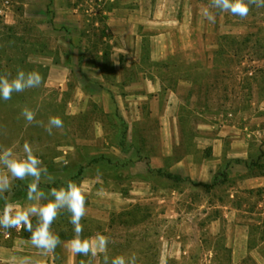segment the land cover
<instances>
[{"label":"rangeland","instance_id":"obj_1","mask_svg":"<svg viewBox=\"0 0 264 264\" xmlns=\"http://www.w3.org/2000/svg\"><path fill=\"white\" fill-rule=\"evenodd\" d=\"M5 1L10 4L3 9L4 16H0V74L7 72L14 77L17 68L35 70L42 75L43 82L38 88L13 93L8 101L0 99V146L10 147L20 156H23L25 142L32 146L35 155L55 178L53 183L41 178L40 189L44 192L66 186L71 180L82 189L86 205L112 203L111 210L95 212L96 217L93 213L85 215L81 221L84 238L95 231L109 237L110 257L135 253L137 264H234L231 253L234 250L245 252L243 242L248 231L256 239L264 233V228L258 225L264 210L256 208L258 203L254 198L251 200L256 210L252 216L237 213L233 218L231 207L238 203L237 199L251 202L239 196L231 198L236 183L228 178L229 165L216 172L217 183L213 187L204 189L186 179L180 182L164 179L165 173L150 172L145 181L128 180L123 174L128 165L119 162L114 174L123 178L119 183L125 186L122 195L105 196L104 199L92 197L90 187L84 185V178L89 175L84 172L85 164L109 158V155L102 153L100 148H87L77 142L94 135L97 121H103L110 129L117 128L120 135L124 126L118 117L104 118L92 102H80L75 66L79 60L86 68H105L106 73H110L112 46L105 40L110 35L104 28L109 13H115L118 18L135 13L144 15V49L148 48L149 38L158 34L160 26L156 22L160 8L173 12L180 1L181 9L199 15L194 25L202 36L197 46L208 49L204 60L185 66L180 59L174 58L177 67L160 69L162 75L171 79L186 77L193 82L189 95L187 91L179 94L175 103L180 141L175 154L180 159L195 151L193 141L201 136L197 130L200 124L208 126L206 136L210 140L224 127L234 126L242 135L264 128V8L250 6L247 18L241 19L210 8V0H0V9ZM205 8L215 14L214 24L204 18ZM98 51L103 55L98 56ZM50 64L70 67L71 72L62 87L46 86ZM55 77L63 79L58 74ZM93 89L96 93L102 92L97 86ZM25 106L33 109L36 119L44 124L49 116H59L63 128L53 129V134L49 135L42 126L28 125L20 116ZM81 109L83 114H77ZM143 127L139 142L145 147L135 149L133 158H151L156 152L153 149L157 137L156 118H147ZM121 139L118 142H123ZM91 155L94 158H90ZM205 155H210L209 147ZM254 155L259 156L260 150ZM261 167L264 171V163ZM151 168L152 164L150 171H153ZM98 172H104L103 164ZM30 182L31 177L12 180L11 191L0 198V212L6 202L21 206L30 204L26 198ZM218 201L229 209L217 210ZM60 215L64 219L58 222L63 226L51 230L67 240H61L62 244L51 258L31 245L23 229L0 228V264H12L13 258L20 261L25 257L45 264H89V261L101 264L102 255L99 258L78 255L76 258L72 254L68 243L73 237L70 213L61 210ZM235 218L242 221L241 225L249 223L250 218L252 222L249 227H241L234 224ZM237 264H264V260L256 255L237 260Z\"/></svg>","mask_w":264,"mask_h":264},{"label":"crops","instance_id":"obj_2","mask_svg":"<svg viewBox=\"0 0 264 264\" xmlns=\"http://www.w3.org/2000/svg\"><path fill=\"white\" fill-rule=\"evenodd\" d=\"M180 3L179 1L175 11L170 13L160 8L159 21L156 22L160 26L157 29L158 34L149 38L147 49L143 48L146 19L142 13L121 18L115 13H109L104 28L110 35L105 40L112 46L109 56L112 62L110 73L107 74L105 68H86L85 63H79V60L76 63L80 102L81 100L92 102L97 105L104 118L118 117L124 126L123 134L120 135L117 128L110 129L103 121H97L93 127L94 135L88 139L78 140L77 144H83L87 148H100L101 152H107L110 158L104 157L93 161L94 164L91 161H89L91 164H85L84 172L89 175L85 176L84 185L90 187V193L95 199L122 195L125 186L119 183L123 178L114 174L117 170L115 165L119 162L121 165L122 163L128 165L124 168L126 170L120 167L125 171L123 174L128 180L145 181L150 172H153L159 175L165 173L179 176L183 181L186 179L197 184H211L216 172L229 165L228 178L236 183L233 185L234 193L231 198L239 196L251 202L245 203L237 199L238 203L231 207L232 216L236 217L237 213L252 216V212L256 210L252 201L254 198H257L256 208L261 207L264 210V171L261 167L264 163V128L256 133L242 135L234 126L224 127L210 140L206 136L208 126L200 124L197 130H200L201 136L193 141L195 151L186 153L180 159L176 158L175 149L180 141L175 103L179 94L184 95L187 91L186 95H189L193 82L186 77L171 79L162 75L160 69L177 67L173 63L174 58L180 59L185 66L203 61L208 50L203 45L197 46L202 36L198 33V27L194 25V19L200 16L181 9ZM84 50L85 48L82 49L83 52ZM97 55L103 54L98 51ZM98 59L101 60L99 57ZM69 72L71 70L68 66L50 64L46 86L51 84L62 87L68 79ZM56 74L63 79H57ZM95 86L102 92L96 93L93 89ZM80 112L84 110L81 109L77 114H81ZM147 118H156L157 137L153 146L156 152L151 158L145 156L133 158L135 149L139 146L145 147L144 144L140 145L142 137L139 134L145 130L143 123ZM118 139L123 142H118ZM208 147L210 155L206 156L205 150ZM256 150H260L259 156L254 155ZM90 158L94 157L91 155ZM253 159L257 167L253 166ZM95 163L98 165L95 166ZM100 164L104 166L102 173L98 172ZM150 164L153 165L151 168L153 171H150ZM164 175L162 177L167 179ZM95 186L97 188L93 189ZM112 206V203L107 205L105 202L104 205H99L92 202L86 205V216L93 213L92 216L96 217L98 211L110 209ZM216 209L224 211L229 208L218 201ZM261 213L263 217L259 219L258 225L264 228V211ZM220 220L218 218L217 222ZM234 220V224H240L241 227H249L252 222L250 218L249 223L241 225V220L237 221L236 218ZM259 237L256 239L248 231L243 242L245 252L234 250L231 253L232 263L237 264V260H245L256 255L264 260V233ZM49 255L51 258L52 253Z\"/></svg>","mask_w":264,"mask_h":264},{"label":"clouds","instance_id":"obj_3","mask_svg":"<svg viewBox=\"0 0 264 264\" xmlns=\"http://www.w3.org/2000/svg\"><path fill=\"white\" fill-rule=\"evenodd\" d=\"M250 6L264 8V0H210L209 5L212 9L241 19L247 18L251 10ZM203 16L209 23H215L216 16L209 8H205ZM42 82V75L35 70L25 71L17 68L14 77L7 72L0 74V99L8 101L13 93L38 88ZM20 116L28 125L44 127L49 135L53 134V129L63 128V121L59 116H49L47 124H44L43 121L36 119V112L27 106L21 109ZM22 147L23 156H20L12 148L0 146V198H3L4 193L11 191L12 180H25L31 177L26 193L27 201L31 203L21 206L6 202L3 211L0 212V228L28 231L31 234L29 238L31 245L46 256L54 253L62 244L60 236L55 234L51 227L61 210H66L70 213V223L73 226V237L68 242L73 255L93 258H99L102 255L101 264H137L138 257L135 253L110 257L108 236L97 233L92 237H83L84 225L81 221L86 215V197L82 189L69 180L66 186L50 188L47 193L41 190L42 177L48 183H53L55 178L43 165V161L35 155L28 142H25ZM41 201L44 202L41 203ZM33 217L36 218L35 226L32 222ZM12 264H45V262H33L25 257L20 261L13 258Z\"/></svg>","mask_w":264,"mask_h":264},{"label":"trees","instance_id":"obj_4","mask_svg":"<svg viewBox=\"0 0 264 264\" xmlns=\"http://www.w3.org/2000/svg\"><path fill=\"white\" fill-rule=\"evenodd\" d=\"M253 166H254V167H257V165H256L255 163H253ZM165 177H166L167 179H172V180H174L175 182H180V181H182V179H181L179 176L166 175ZM216 183H217V178H216V177H214V180L212 181L211 184H197V183H192V182H191V184H193V185H195V186H197V187L204 188V189H210V188L213 187ZM58 219H64V217H63L62 215L58 216L57 219H56V220L54 221V223L52 224L51 229H58V228H61V227L63 226V223H62V222L59 223V222H58ZM32 222H33V225L35 226V224H36V218H33V219H32ZM94 223L97 224L96 221H94ZM23 232H24V237H25L26 239H29L31 234H30L28 231H26V230H23ZM94 233H97V231H95ZM94 233H93V232H90V233L88 234V236L91 237L92 235H94ZM82 235H83V234H82ZM60 238H61V240H67V239L64 238V237H60Z\"/></svg>","mask_w":264,"mask_h":264},{"label":"built area","instance_id":"obj_5","mask_svg":"<svg viewBox=\"0 0 264 264\" xmlns=\"http://www.w3.org/2000/svg\"><path fill=\"white\" fill-rule=\"evenodd\" d=\"M9 1H5L3 4H2V9H0V16H4L5 12H4V8H9Z\"/></svg>","mask_w":264,"mask_h":264}]
</instances>
